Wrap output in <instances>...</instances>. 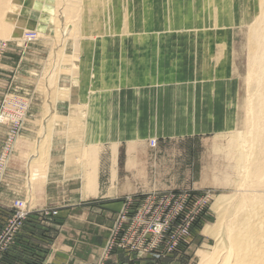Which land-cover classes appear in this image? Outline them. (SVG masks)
<instances>
[{"label": "rangeland", "instance_id": "374dc122", "mask_svg": "<svg viewBox=\"0 0 264 264\" xmlns=\"http://www.w3.org/2000/svg\"><path fill=\"white\" fill-rule=\"evenodd\" d=\"M204 1L145 16L140 38L83 64L57 38L69 15L48 37L29 15L0 35V264H264V0ZM150 80L214 99L205 116L179 104L166 126H211L128 154L106 140V97Z\"/></svg>", "mask_w": 264, "mask_h": 264}, {"label": "bare ground", "instance_id": "6f19581e", "mask_svg": "<svg viewBox=\"0 0 264 264\" xmlns=\"http://www.w3.org/2000/svg\"><path fill=\"white\" fill-rule=\"evenodd\" d=\"M175 1L176 0H0V35H7L8 37L17 35L18 31L23 29V27H19V23L21 22H19V19L21 20L20 15H22V17L23 15H29V21L34 20L36 23L29 25L26 29L36 30L40 35L48 37L49 32L52 31V27L50 29L47 28L49 27L48 22L51 21L50 18L57 14L60 16L63 14L69 15V18L65 20L66 24L64 27H62V29L57 28L62 30V35H60V37L57 36V38L61 39L62 43H68L70 40H73L74 43L78 42L81 45L80 62L83 64L85 63L87 52L91 48L108 50L124 39L129 34L130 30H132L131 33L134 32L136 38H140V28L142 27L141 20H143L145 16L147 18V15H150L151 20L156 18L155 21H153L156 22L168 11V6H171ZM204 3L207 6H213L215 11H218L226 9V7L229 8L231 0H222L221 2L217 0H205ZM58 7L60 8L58 9ZM157 15H159V17H157ZM22 21L29 23L26 19H22ZM97 23L98 26L95 28L94 26ZM88 33L97 36L96 41H92V39L84 40L83 38L87 37L86 34ZM58 34L59 33H57V35ZM4 39L5 38H3V40ZM7 40L8 39L5 41ZM63 58H66V56ZM72 63L74 62L72 61ZM95 64L100 65L101 61H95ZM56 70L59 71V67ZM111 70L113 73L119 74V71L116 70V68L114 69V65ZM57 73L59 74V72ZM66 73L69 74L68 71L65 72V74ZM77 87L78 86H76L75 89L72 88L73 94H70L69 98L71 95H75ZM94 95H98V93ZM15 118L17 119V117L13 116V119ZM227 264L233 263L229 261Z\"/></svg>", "mask_w": 264, "mask_h": 264}, {"label": "crops", "instance_id": "0c3cea01", "mask_svg": "<svg viewBox=\"0 0 264 264\" xmlns=\"http://www.w3.org/2000/svg\"><path fill=\"white\" fill-rule=\"evenodd\" d=\"M155 45H152V48ZM137 82V81H136ZM159 82V81H158ZM155 82L150 80L148 85L143 81L137 82L139 85H129L125 87L124 91L113 93L111 96L106 97V105H108V115L113 116L114 122L112 124L113 129L117 128V136L111 135V127L108 130L109 138L106 140L114 144L129 143L128 154L136 152L139 155L143 151H146V146L142 143L144 139L170 134L184 133L186 131L195 132L202 128H205V124H208L207 128L211 126V122L200 121L199 125L194 123L188 124L185 127L181 126H166L163 122L166 118L176 117V109L179 104H185L189 109L190 106L195 112H192L196 116H205L208 113V109L200 111L205 107L214 103L213 97L200 96L191 94L184 95V98L178 99V93L169 89H163L161 82ZM143 83V84H142ZM155 84V85H153ZM198 110V112H197ZM147 115H152L154 118L147 121ZM119 117V118H117ZM171 136H175L171 134ZM100 139H96L97 142ZM93 142V143H94ZM129 155L127 157L128 161ZM130 159V158H129ZM131 161V168L132 165ZM127 165V164H126ZM131 170V169H129ZM49 261V260H48Z\"/></svg>", "mask_w": 264, "mask_h": 264}]
</instances>
